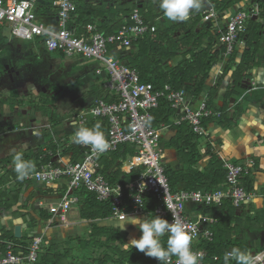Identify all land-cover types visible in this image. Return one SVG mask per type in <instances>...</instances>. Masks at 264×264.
I'll use <instances>...</instances> for the list:
<instances>
[{"label":"trees","instance_id":"trees-1","mask_svg":"<svg viewBox=\"0 0 264 264\" xmlns=\"http://www.w3.org/2000/svg\"><path fill=\"white\" fill-rule=\"evenodd\" d=\"M79 1V0H78ZM82 1V0H80ZM245 0H212L216 10L225 15L230 8L234 7ZM248 3H256L259 5L264 17V0H248ZM88 6V8H86ZM78 4L77 14H79V22L84 26L90 23L98 24L100 18L107 17V21H101L98 24L101 32L110 35L121 29L126 21L123 18L129 15L134 8L139 7L142 15L147 19L150 25V30L138 40L133 41L131 47L123 45H114L118 50L122 51L121 61L125 62L130 68L136 69L141 77L142 82L151 83L155 89H163L166 84H170L176 90H185L188 98L197 100L205 91L206 83L210 78L213 68L225 59L227 49L221 45L218 39L220 33L212 34L209 29L201 28L198 30L199 21L193 20L189 24L190 31L185 35L176 37V33L181 28L186 27L188 23L163 28L155 21L158 14L146 7H141L137 0L126 2V6L118 9L117 7L105 8L97 6V4L88 3V5ZM152 13V14H151ZM76 16V15H75ZM226 17V16H225ZM150 19V22H149ZM117 21V22H116ZM123 21V22H122ZM127 25V24H126ZM81 26V25H80ZM222 29L226 27V22L222 23ZM264 25L261 21L252 20L246 32L240 35V40L244 42V51L240 61H237L239 54V44L233 54L229 57L224 75L220 81L209 90V107L215 112L220 113L219 116H211L205 118L204 124L208 127L210 122H216L224 129H231L238 125L240 118L247 110V102L264 107V89L249 92L248 88L244 87L245 80L249 77V72L258 65H264L263 59H258V53L262 42V31ZM217 30V29H216ZM113 31V32H111ZM111 32V33H110ZM129 51L124 53L125 51ZM124 53V54H123ZM182 57L177 65H170L169 61ZM231 75V81L227 87L225 103L223 107L215 109L213 100L224 82V79ZM96 98H105L112 102L115 97H108L107 93L97 91ZM235 100L233 112H230V102ZM44 114L50 118V122L55 126L60 123L61 119L53 109L45 107ZM178 118L176 110L171 107V104L166 99H161L159 106L153 110L152 124L161 127L167 124L171 118ZM99 125L101 132L105 135L108 130V120L99 119L95 122L88 123L85 127L95 128ZM176 135L166 144L167 148L175 150L181 160V166L174 168L171 164L167 166V175L170 179L172 192L180 190H202L216 191L222 189L226 185L228 169L225 166V161L217 153L208 150L207 155L210 160L204 170L199 168L203 158L206 156L200 152L199 144L201 137L198 136L192 125L183 121L180 125L175 126ZM45 136L44 145L48 146L47 150L53 151L54 155L60 150V144L50 140L51 132L46 130L41 131ZM64 153H70L72 162H77L82 159V147L73 142L71 138L65 139L63 143ZM83 152V150H82ZM137 150L133 144H122L119 148L106 155H102L101 172L106 175V178L113 185L123 184L126 188V200L129 201V183L132 182L141 172L142 169H135L132 172H126L124 165L129 157L136 154ZM43 145L39 150L32 154H24L25 160L31 161L34 164V171L41 166L42 163H48L53 160V156L46 154ZM73 154V155H72ZM40 157H43L42 159ZM4 167L9 165L8 159H4ZM33 171V172H34ZM243 184L248 192L255 190L254 173H245L243 176ZM24 181H28L25 179ZM24 181L16 179V173L13 166L8 168V171L0 178V188L13 182V189L0 191V208L2 206L9 210L16 206L20 200V190L17 186L23 185ZM39 190L43 193H49L54 189L46 186H41ZM54 192H58L55 191ZM84 203L82 206V217L86 219H107L113 215V207L110 201H100L95 192L81 189L74 192ZM264 196V193L262 194ZM35 194H32L28 199L30 208L36 209L33 202ZM162 202L154 195L145 198L144 210L151 219L159 216L156 210L161 207ZM245 204L242 205L245 208ZM129 209L132 206H128ZM253 209V207H251ZM26 209V208H25ZM204 213L214 215L218 218V222L211 226V230L215 234L213 242H208L201 239L196 247L205 251L208 256L205 259V264H224V255L232 248H238L243 252H249L253 245L247 240V231H258L264 228V207L254 214L241 213L238 214V208L234 206L232 200H225L221 205L216 207L202 206L198 209ZM20 211V210H19ZM23 214V213H19ZM42 218L48 219L51 214L46 211H41ZM31 216V215H30ZM161 217V216H160ZM168 220V217H161ZM32 225L36 226V219L31 216ZM4 239L20 242V239L15 237L13 231H5ZM125 237L120 230L109 227L94 225L86 240L80 242L83 249L93 248L94 250L105 249L98 258H86L92 264H158L155 258L145 256L144 253L129 248L124 250L121 244ZM167 236L162 238V243L166 244ZM261 248L260 244L256 245ZM17 252V251H16ZM114 254H113V253ZM70 257V249H65L63 253L53 250L48 251L41 257L43 264H65V260ZM215 257H219L215 260ZM229 264H235L234 260H230Z\"/></svg>","mask_w":264,"mask_h":264},{"label":"built area","instance_id":"built-area-1","mask_svg":"<svg viewBox=\"0 0 264 264\" xmlns=\"http://www.w3.org/2000/svg\"><path fill=\"white\" fill-rule=\"evenodd\" d=\"M39 0H0V25L7 26L12 34L21 39L34 40L43 38L44 45L49 51H58L67 57L83 56L87 59H98L103 64L97 72L106 75V88L110 91L112 102L105 98H95L91 105L85 107L78 115L80 127H85L90 121L99 118L108 120L106 140L110 148L105 153L95 152L91 146L81 145L83 157L77 162L50 161L42 163L29 178L38 184L51 185L58 181L66 184L65 192L60 200L49 204L48 212L65 219L66 214L80 199L74 194L76 190L86 189L95 192L100 201H110L113 207L112 217L118 221L127 220L133 215L145 214V198L154 195L162 202L156 212L159 216L168 217L171 223L173 217L180 221L193 235L192 249L202 254H208L196 247V243L204 238L208 242L215 239L214 232L205 227V223L217 222L216 217L203 214L197 219L187 215L188 203L205 206L221 205L226 199L232 200L235 207L253 199L256 194L248 192L243 184V176L248 172V166L233 160H224L228 169L227 181L224 189L216 191L180 190L172 192L165 152L162 145L164 126L152 124L153 110L159 106L161 99H166L175 110L180 111L177 123L187 121L194 132L200 137H208L209 129L205 126V118L219 116L214 113L206 101L194 105L185 90H176L170 84L163 89H155L151 83L142 82L139 72L130 68L125 62L109 56L110 45L118 44L131 47L133 41L138 40L149 32L150 25L138 8L126 18V24L118 31L106 35L101 32L98 24H87L80 30L76 24V0H55L58 8L59 29L50 30L46 23L38 20L37 6ZM219 12L212 8L207 11L206 18L219 19ZM226 27L222 29V23ZM215 33H220L219 40L231 55L238 43L240 35L249 28L248 15L238 11L227 15L226 21L215 22ZM217 29V30H216ZM133 144L136 154L129 157L124 165L126 172L142 169V172L129 183V199L132 208H128L126 188L123 184H111L101 172L100 158L119 148L122 144ZM46 154L54 156L53 151ZM41 159L43 157H40ZM40 202L38 205L43 206ZM125 217V219H124ZM52 224V220H50ZM35 229L32 230V233ZM37 233V232H35ZM35 235V234H34ZM18 246L14 242H7V250L0 257V264H37L40 256L51 246L42 234L33 237L31 245L25 251H15ZM217 260L218 257H215ZM204 260V259H203ZM203 260L201 264H203ZM253 264H264V252L252 257ZM159 264V263H158ZM168 264H176V258H170Z\"/></svg>","mask_w":264,"mask_h":264},{"label":"crops","instance_id":"crops-1","mask_svg":"<svg viewBox=\"0 0 264 264\" xmlns=\"http://www.w3.org/2000/svg\"><path fill=\"white\" fill-rule=\"evenodd\" d=\"M39 1L40 2L37 6L38 20L45 22L46 26L50 30H55V31L58 30L59 29L58 8L55 5V0H39ZM128 1L130 0H97L96 2H87V0H82V1L76 0L77 4L79 5L82 4L86 6L88 5V3H93V4H97V6H104L107 9L110 7H114V9L116 7L118 9H121L126 6V2ZM137 3L141 7L145 6L147 10L148 9L151 10L153 14L154 13L158 14L155 21L159 23L163 28H169V27L180 25L182 23H188L186 24V27L181 28V30L176 33L177 35L176 37H180V36L185 35V33L186 34L189 33L190 31L189 24H191V21L193 20L199 21L198 30H200L201 28L209 29V31H211V33L214 34L215 22H220L221 20L226 21V17L228 14L232 15L238 11H243L248 15L249 25L252 20L261 21L264 25V17L262 15L259 5L256 3L254 4L248 3V0H245L244 2H241L240 4H237L234 7L230 8L226 13H224L225 15L218 13L219 19H217V21H215L214 19H207L206 14H205L210 9L215 8L214 2H212V0H202L200 9L198 11L193 12L190 16V19L184 22L169 21L166 18H163L162 13L159 9L157 0H137ZM86 8H88V6H86ZM136 8L140 10L139 7H136ZM75 15H76V20H75L76 24H73V26L74 25L77 26L80 30L84 25L79 22V14L75 13ZM129 15H126L123 18V20L126 21V18ZM145 20L147 21L146 18ZM101 21H104V22L107 21V17L100 18V21H98V24L101 23ZM149 22H150V19H149ZM0 27L2 26L0 25ZM10 33H11L10 37H8L10 39V42H9L10 45L3 43L0 46V51L6 47L13 53L11 58L4 59V61L0 60V123L2 120H4L8 124L15 122L12 119H10V116L14 117L15 114L10 113V111H8L9 102H15L13 105L15 104L17 105V102H19V103H22L23 106L25 107L30 103L29 99L32 97L30 93L29 84H31V88H33V91L36 90L37 92H38V89H37L38 87L46 93H48L49 89L53 87V90H55L58 96L60 97V93L56 87L57 83L56 82L51 83L55 81L56 79H58V78L53 77V74H54L53 71L56 70V66L50 63L49 65L50 70L48 71V69L44 66L45 67V72H44L43 64H41V60H42L40 58L41 55L39 54L40 52H43L45 54H51V55L58 54V56H60L62 60L65 58H71V59H74L75 62H79L82 58H85L83 56L67 57L61 52L49 51L46 49L44 45L43 38H37L34 40H25V39L15 37L12 34L11 30H10ZM19 39L23 41L32 42L30 44L33 46V48L35 47V51L32 50V46L28 45V43L19 41ZM244 47H245L244 42L241 41V43H239V54H238L237 61L241 60ZM21 50H23L24 52H22ZM121 52L122 51L118 50L117 47L114 46V44L110 45V53L113 55L111 58L120 59ZM231 55L226 54L225 59L220 60V62L213 68L210 74V78L208 79L206 83V91L197 100H192L194 105H199L203 101H206L208 103L209 90L212 89L223 77L227 62ZM181 59H182L181 56L178 57L177 59H172L169 61L170 62L169 64L177 65L181 61ZM258 59L264 60V29L262 31V42L260 46V51L258 53ZM61 61L59 62L58 70H56V74L58 75L59 78L61 76L64 77V75L66 74V71L64 70V66H63L64 63ZM75 62H72V66L74 68H78L80 66H82L83 68L79 70V72H74V69L68 66V71H67L68 76H71L70 78L71 82L69 85H67V88L69 90L70 95L72 96V97H68V98H72L71 99L72 105L69 109L71 114H69L68 116L71 115L72 117L74 113L76 115L75 116L76 118L74 117L75 122H73L75 126L74 129L77 128V124L79 125L78 120H77V115L85 107H88L89 105H91L92 101L96 98L95 96H96L97 91H102L103 93H107L108 97L109 96L111 97L110 91L105 86V83L107 80L106 75L99 74V72H97L100 67H103V65L90 66L88 65L89 64L88 62L85 63V65H77ZM4 63L7 65L6 69L2 67ZM230 76L231 75H228L229 77L228 80H227L228 77L224 79V82L222 83V86L220 87L217 93V96L213 100V107L215 109H219L223 107L225 103L227 87L229 86V83L231 81ZM3 82H5L6 85L11 86L12 88H9V90L5 91L6 88L3 86ZM74 83H76V85H74ZM246 83L248 85H246ZM243 86L248 88L249 92L264 89V65H258L254 67L249 72V77L245 80ZM12 89H15V90L13 91ZM25 90L27 91V94H23ZM74 91H76L77 93L73 94ZM38 94L39 92L37 93V95ZM68 98H66V100ZM75 105H76V108H74ZM234 105H235V100L232 99L230 102V107H231L230 112L231 113L233 112ZM247 105H248L247 110L243 114V116L240 118L238 125L231 129H224L218 123L210 122L208 125L209 135L208 137H205V138L201 137L200 144H199L201 154L204 156L206 155L199 165V168L201 170H204V168L209 163L210 158L207 155L209 149H211L213 153L219 154V156L223 160H233L243 165L250 164L247 169L248 170L247 174H251L252 172L254 173V178H255L254 193L256 194V196L250 201L245 203L246 205L245 208H243L242 206L238 208V211H237L238 214H241V213L254 214L258 210L264 207V196L262 195L264 193V107H260L259 105L248 103V102H247ZM59 109H61V107H59ZM74 109H76L77 113L74 111ZM18 110L20 109L16 108V112ZM62 110H63V107L61 110L56 111V114L61 119L59 124L55 126L51 122H48L49 124L48 123L43 124L46 122V120L48 121V119L50 121V118L48 116L42 117L38 113H36L38 115L37 121L36 122L32 121L34 120L32 117L30 120L27 121V124L25 126L26 129L21 130V131H27V133L30 135V133H32V130H37V132L39 133L41 137L43 135V133L41 132L43 129L46 130L47 132L50 131L52 133L50 140H53L56 143H59L57 136H56L57 132L61 131L59 134L60 135L62 134V136H65V134H68V136L64 137L65 139L72 138L73 140L75 132L74 134L71 135V133L69 132L72 131L71 130L72 128L67 126L68 122L71 126V122H70L71 118L66 117L64 113L62 112ZM7 114H11V115L7 116ZM176 114H178V118L181 115L180 111H177V110H176ZM178 118L173 117L170 119V121L167 124L163 125L164 130H163L162 145H163L164 152H165V158H164L165 164L168 166L170 163L174 168H179L182 163H181L179 156L175 152V150L167 148L166 144L170 142V140L176 135L175 126L181 124V123L180 124L177 123ZM99 119H105V118H99ZM99 119L92 120L89 123L95 122ZM18 121L23 123L25 119L24 120L18 119ZM62 127L69 129V132L66 133V131H62L61 130ZM78 127H80V125ZM99 130L101 131V128H99ZM17 131L19 130L17 129ZM44 139H45V136H44ZM42 145H43V149H45V151L48 152L49 151L47 150L48 146L44 145V142ZM39 147L37 148V150H35V153L39 150ZM62 149H63V152L61 151ZM62 153H64V148L60 147V150L57 153L58 155L55 154L53 156V161L55 162L59 160L72 161V156L70 153L68 154L64 153L65 155L69 156L67 158L60 157ZM82 154L83 152L81 150V155ZM7 171L8 169L5 172ZM2 176L3 174L2 175L0 174V178ZM27 180L28 181H24L23 185L17 186V189L21 191L20 200L17 203V205L13 206L9 210L8 209L5 210L4 206L0 208V257L4 255V253L7 250L6 248L7 242L16 243L18 247L15 248V251H25L26 249L30 247L33 237L37 233L44 235V237L46 238V241L49 238H52L53 236L55 237V236L61 235L62 237L63 235H66L68 233L77 234L79 235V237H77L79 244L82 240H86L89 237V233L93 229L94 225L109 226V227H114L120 230L121 233L124 235L125 240H127V242H129L132 238L138 239L142 234L137 227L127 222L128 219L124 221H118L114 219L112 216L107 219H95V220L83 218L81 214H82V206L84 205V203L81 200L79 204L73 205L70 211L66 214L65 219L60 218V216L58 215L54 216L52 214L50 218L44 219L42 218L41 211L42 210L48 211V207L50 203L60 200L61 195L65 192L66 184L64 181L62 182L58 181L51 185H46V184H38L32 179H27ZM14 185L15 183L11 182L7 184L6 186L0 188V191L7 190V189L9 190L13 189ZM41 186H46L50 189L52 188L58 192H54L53 190L49 193H43L39 190ZM224 188L225 187H223L222 189ZM32 194H35L33 198V202L36 205L35 210L28 209L30 208V205H31L29 204L28 199L30 198ZM40 202H44L45 204L43 206H40L38 205V203ZM22 205H25V206L21 207ZM128 206H133L130 199L128 201ZM202 206H205V205L188 203L187 209H186L187 211L186 213L188 217L192 219H197L198 216L202 215V213L211 215V214L199 211L198 209ZM216 206H205V207H216ZM251 207H253V209ZM74 208H77L79 211L77 217H74L73 215L72 210ZM23 210L25 213H23ZM19 213H23V214H19ZM30 215L36 219L37 221L36 226L32 225L33 222H32ZM211 216H214V215H211ZM130 217H139L141 219L143 218L151 219L150 215L147 212H145V214L142 216L131 214L128 218ZM216 219L218 222L217 217ZM50 220H52V224H50ZM25 223L28 224V227L27 228L24 227L22 229L21 237H17L16 232H15L16 226L24 225ZM213 224L214 223H207V224L205 223L204 226L211 228ZM34 229H35V232L37 233L35 232L32 233V230ZM5 231H13L15 233V237L17 239H20L21 241L15 242L12 240L4 239L1 236H4V234H6ZM246 237H247V240L254 247V248H251L248 252L251 255V257H254L257 254L264 252V228L258 231H255V230L247 231ZM200 240L196 243V245L199 244ZM257 244H260L261 248H258L256 246ZM72 249L73 248H70V250ZM50 250H52V247L48 248L45 253H47ZM45 253L40 256L37 264H43L41 263V257L45 255ZM73 257L77 258L78 256L76 257L72 256L71 259ZM84 258H87V257H84ZM206 258H204L203 264H205L204 261ZM81 260L75 263L70 262L69 264H78L80 262L81 264H92L91 261L89 260H86L88 261V263L86 261H81ZM71 261H74V260L72 259Z\"/></svg>","mask_w":264,"mask_h":264},{"label":"clouds","instance_id":"clouds-1","mask_svg":"<svg viewBox=\"0 0 264 264\" xmlns=\"http://www.w3.org/2000/svg\"><path fill=\"white\" fill-rule=\"evenodd\" d=\"M157 2L163 18L177 22L189 20L191 14L198 11L202 4V0H157ZM99 128V125L95 128L77 127L73 142L77 145L91 146L97 153H105L110 148V144ZM12 166L19 181L29 178L34 171V164L25 160L23 154L19 152L14 154ZM127 222L137 227L142 234L138 239L132 238L128 243H124V250L135 248L145 256L155 258L159 264H168L172 257L176 258V264H201L204 259L202 254L192 249L194 234L175 217L171 223L160 216L152 219L130 217ZM165 235L166 244L162 243ZM230 260H234L235 264H253L251 255L238 248H232L225 253L224 264H229Z\"/></svg>","mask_w":264,"mask_h":264},{"label":"rangeland","instance_id":"rangeland-1","mask_svg":"<svg viewBox=\"0 0 264 264\" xmlns=\"http://www.w3.org/2000/svg\"><path fill=\"white\" fill-rule=\"evenodd\" d=\"M96 1L97 0H87V2H96ZM10 34H11L10 29L7 26L0 27V42L4 38V35L7 37H10ZM19 41L28 43V45L32 46L30 44L32 42L23 41L20 39H19ZM32 50L35 51V47L33 48V46H32ZM128 51H129V49L127 51H125L124 53H127ZM37 53H38V51H37ZM39 54L41 55L40 56V58L42 59L41 64H43V71L44 72H45V67L48 69V71L50 70L49 69L50 63L54 64V66H56V70H58L59 62L62 60V58L60 56H58V54L51 55V54H45L43 52H40ZM120 54H122V52ZM109 56L112 57L113 55L110 53ZM61 62L64 63L63 66H64V70L66 71V74L64 75V77L61 76L59 78L58 75L56 74V70L53 71L54 72L53 77L58 78V79H56L55 81H53L51 83H55V82L57 83L56 87L60 93L59 107H61V109L63 107L62 112L64 113V115L66 117L71 118L70 119L71 126H70L69 122H68L67 126L72 128L71 129L72 131L69 132V129L63 128V127H62V129L61 128L60 129L62 131H66V133L69 132L72 135V134H74V132L76 130V129H74L75 126L73 124V122H75V118H76L75 116L76 115L74 113V115L72 117H71V115L68 116L69 114H71L69 109L72 105V100H71L72 98H68V97H72V96L70 95L69 90L67 88V85H69L71 82L70 81L71 76H68L67 71H68V66L70 68L74 69V72H79V70H81L83 67L80 66V67H78L79 69L74 68L72 66V62H75V61H74V59H71V58H65ZM87 62L89 63L88 65H90V66L103 65L98 59H87V58H82L79 62H75V63L77 65H85V63H87ZM228 79H229V77L227 78V80ZM71 84H73V83H71ZM1 85H2V83H1ZM74 85H76V83H74ZM246 85H248V84L246 83ZM3 86L6 88L5 91L9 90V88H12L11 86L6 85L5 82H3ZM56 87H55V89H56ZM29 88H30L31 96H34L36 98L41 96V93H39L37 95V93L35 91H33V88H31V84H29ZM37 89H38V92H40V90H39L40 88L38 87ZM75 93H77V92L74 91L73 94H75ZM23 94H27V91L25 90ZM42 94L44 96L47 95L46 92H44ZM66 98H68V99L66 100ZM13 103H15V102H9V106H12ZM76 105L74 106V108H76ZM61 109H58V110H61ZM74 111L77 113L76 109H74ZM48 122H50L49 119H48V121L46 120V122L43 124H46ZM16 126L18 127V125H16ZM78 126L79 125L77 124V127ZM14 130L15 131H12L11 133L5 134V135L0 137V158H3V159H9L10 158L13 160V156L17 152L22 153L23 155L24 154L32 155L35 153V150H37V148L39 146H41L44 142V136L42 135V137H41L39 135V133L37 132V130H32V133H30V135L27 133V131H17V129H14ZM60 132L61 131H58L56 136H57L58 142L60 144V147L64 148L63 147V143L65 142L64 137L68 136V134H65V136H62V134L61 135L59 134ZM61 151L63 152V149ZM60 157L67 158L69 156L62 153ZM57 158H59V157H57ZM11 164H12V161H11ZM169 165H170V163H169ZM2 167H3V161L0 160V169H2ZM72 211H73L74 217H77L78 213H79L78 209L74 208ZM1 216H3V215H1ZM77 237H79V235L68 233L66 235H63L62 237H61V235L60 236L58 235L55 237L53 236L52 238H49L47 240V243L52 247L53 251L60 252V253H63L65 251V249L73 248L72 250H70V257H68L64 261L65 264H69L70 262L75 263V262L80 261L81 259H83L81 261H86L87 259L84 257L88 258L89 256H90L89 258H98L102 253H104L105 249H103V248L98 249V250H94L93 248L83 249L80 246ZM124 243H128L127 240H124V242L121 244L122 248H123ZM80 248H82V249H80ZM72 256H75V257L78 256V257L77 258L73 257L72 259L74 261H71ZM86 262L88 263V261H86ZM78 264H81V262ZM108 264H114V263L111 262Z\"/></svg>","mask_w":264,"mask_h":264},{"label":"flooded vegetation","instance_id":"flooded-vegetation-1","mask_svg":"<svg viewBox=\"0 0 264 264\" xmlns=\"http://www.w3.org/2000/svg\"><path fill=\"white\" fill-rule=\"evenodd\" d=\"M10 39L4 35V38L2 39V41L0 42V46L5 43L7 45H10ZM22 52H24L23 50H21ZM13 55V53L7 49L6 47L0 51V60H3L4 59H7V58H11ZM7 65L4 63L3 64V68L6 69ZM13 91L15 89H12ZM41 93V96L36 98L34 96H31L32 98L29 99V104L25 107L23 106L22 103H19L17 102V105H12V106H8V111H10V113H14V117L13 116H10V119H12L13 123H6L4 120L1 121L0 123V137L5 135V134H8V133H11L12 131H15L14 129H18L19 131L21 130H24L26 129V124H27V121L30 120L32 117L34 120V122L37 121V114L38 113L40 116L42 117H46V115L44 114V108L48 105L51 109H53V111H57L59 109V101H60V97L58 96L57 92L55 90H53V87L49 89L48 93L46 96H44L42 93H44V91L42 89H40V92ZM14 104V103H13ZM32 107V108H30ZM16 108L17 109H20L16 112ZM39 109V110H37ZM4 110V109H3ZM2 110V111H3ZM6 111V110H5ZM26 111V113H24ZM8 115H11V114H7ZM4 119V118H3ZM18 119H25V121L23 123H21L20 121H18ZM18 125V127L16 126ZM44 130V129H43ZM0 160H4L3 158H0ZM11 161L12 159H8V162H9V165L4 167L5 164L3 163V167L2 169H0V174H4L5 171L11 167ZM25 205H22L21 207H23ZM20 207V208H21ZM5 209V208H4ZM6 210V209H5ZM23 213L24 210H23Z\"/></svg>","mask_w":264,"mask_h":264},{"label":"water","instance_id":"water-1","mask_svg":"<svg viewBox=\"0 0 264 264\" xmlns=\"http://www.w3.org/2000/svg\"><path fill=\"white\" fill-rule=\"evenodd\" d=\"M35 92L38 93L36 90H35ZM30 108H32V107H30ZM24 113H26V111H25ZM28 218H29V217H28ZM24 227L27 228V227H28V224L25 223L24 225H18V226H16V228H15V232H16V236H17V237H21V235H22V229H23Z\"/></svg>","mask_w":264,"mask_h":264}]
</instances>
